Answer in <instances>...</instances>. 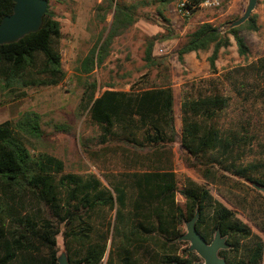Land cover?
Instances as JSON below:
<instances>
[{"label":"trees","instance_id":"trees-1","mask_svg":"<svg viewBox=\"0 0 264 264\" xmlns=\"http://www.w3.org/2000/svg\"><path fill=\"white\" fill-rule=\"evenodd\" d=\"M186 1L190 17L206 0ZM230 1L222 5L227 9ZM175 2L103 0L95 19L105 24L113 16L108 35L99 38L76 69L84 87L81 108L100 130L96 142L82 139L83 152L93 160L105 152L120 153L129 163L127 169L104 173V179L94 173H67L61 159L35 148V142L45 139L38 113L26 112L0 124V264H59L60 235L70 264H194L201 258L183 248L188 243L180 238L197 212V230L208 243L218 230L228 238L230 249L219 253L228 264H261L263 242L246 246L251 228L215 200L209 185L229 174L264 186L259 124L264 120V94L256 83L240 78L239 71L229 72L224 79L257 111L259 120L250 116L227 127L223 121L231 97L212 82L184 95L178 128L179 103L166 73L167 57L154 55L156 44L180 38L166 15ZM14 6L13 0H0V23ZM147 7L154 8L157 18L145 11ZM239 18L227 22L225 30L211 22L200 24L177 51L179 61L184 63L191 53L212 51L210 66L218 75L217 63L232 46V37L239 55L248 59L251 49L242 32H259L258 15L230 28ZM143 20L161 24L163 30L145 36L143 61L148 73L130 91L109 87L100 94L98 81L89 79L108 60L115 42ZM62 39V26L50 5L39 32L0 46V98L4 95L5 103L11 96L15 101L26 97L24 89L65 83ZM249 66L264 76V58ZM244 68L242 72L247 71ZM155 70L160 83L151 78ZM176 147L206 185L189 181L180 189L174 169ZM179 195L184 205L178 202Z\"/></svg>","mask_w":264,"mask_h":264},{"label":"rangeland","instance_id":"rangeland-1","mask_svg":"<svg viewBox=\"0 0 264 264\" xmlns=\"http://www.w3.org/2000/svg\"><path fill=\"white\" fill-rule=\"evenodd\" d=\"M182 1L177 0L166 9V15L179 32L180 38L158 43L154 49L156 57H167L169 70L166 73L170 77L179 103L178 128H181V103L184 95L191 91L194 93L196 90L193 89L197 86L206 89L212 82L218 83L224 93L231 97L230 106L225 112L223 121L227 127L250 116L259 120L257 111L245 104L224 78L229 72L239 71L240 78L250 79L256 83L259 92L264 94V76L249 69V65L264 58V0H258L254 11V14L258 15L259 32H242L251 49L249 58L245 59L239 55L238 46L232 37V46L222 52L217 63L218 75L212 73L210 66L209 57L212 51L188 54L184 58V63L179 61L177 51L186 41L187 35L202 22L214 23L221 30H225L224 25L233 17H242L245 14L249 0H232L227 9L222 5L224 0H220L219 7L202 8L190 17L180 12L179 5ZM102 2L103 0H51L50 5L62 26L61 52L63 67L68 78L65 83L57 87L24 89L27 96L20 100L15 101L11 96L9 102L5 103L7 98L4 95L1 96L0 124L16 121L26 112L38 113L41 116V127L45 133V139L43 142H35L37 151L47 152L61 159L66 165L67 173H94L104 179V173L123 171L128 168L129 163L120 153L105 152L97 157V160H93L83 152L82 139H92L96 142L100 130L81 108L84 87L76 78L79 61L91 52L102 35L104 38L107 37L113 22V16H109L105 24L95 19L96 7ZM145 11H152V16L157 18L154 8L147 7ZM106 28L108 30L105 31ZM161 31H163L161 24L143 20L130 33L115 42L108 60L89 79L90 82L98 81L100 94L109 87L130 91L134 84L143 79L149 71L144 68L143 61L145 36L155 35ZM243 68L247 71L242 72ZM151 78L153 81L155 79L156 83L161 82L157 70L151 74ZM259 124L264 138V120ZM175 155L174 169L180 189H184L189 181L199 185L207 184L199 172L188 167L181 159L178 147L175 148ZM209 190L216 201L233 210L237 218L251 228L253 235L245 242L246 246H254L258 241L264 244V194L262 192L256 190L253 184L229 174L216 184H210ZM178 202L184 205L185 200L182 195L178 196ZM184 231L187 232L186 226ZM189 247L190 243L183 246V248ZM59 248L60 255L66 252L62 235L59 237ZM261 264H264V257Z\"/></svg>","mask_w":264,"mask_h":264},{"label":"water","instance_id":"water-1","mask_svg":"<svg viewBox=\"0 0 264 264\" xmlns=\"http://www.w3.org/2000/svg\"><path fill=\"white\" fill-rule=\"evenodd\" d=\"M15 3L13 13L3 18L0 23V46L17 43L27 35L37 33L41 30L44 18L49 11L48 0H13ZM258 0H249L245 14L234 21L229 27L236 28L246 23L257 7ZM254 188L264 194V186L253 184ZM199 212L187 223V232L180 238V241L190 243L188 251L196 253L201 261L194 264H228L225 258L220 256L221 250L230 249L227 237H223L218 230L214 240L208 243L198 232L196 223L199 219ZM59 264H70L67 252L59 255ZM176 264H185L177 262Z\"/></svg>","mask_w":264,"mask_h":264},{"label":"built area","instance_id":"built-area-1","mask_svg":"<svg viewBox=\"0 0 264 264\" xmlns=\"http://www.w3.org/2000/svg\"><path fill=\"white\" fill-rule=\"evenodd\" d=\"M186 0H183L179 7H180V12L183 13V15L185 16H189L190 13L189 11L186 9ZM221 5L220 0H206L202 5L201 8H217ZM160 51H163V49H160Z\"/></svg>","mask_w":264,"mask_h":264},{"label":"crops","instance_id":"crops-1","mask_svg":"<svg viewBox=\"0 0 264 264\" xmlns=\"http://www.w3.org/2000/svg\"><path fill=\"white\" fill-rule=\"evenodd\" d=\"M202 9V8H201ZM241 18V17H240ZM206 22H208V21H206ZM202 23H205V22H202Z\"/></svg>","mask_w":264,"mask_h":264},{"label":"flooded vegetation","instance_id":"flooded-vegetation-1","mask_svg":"<svg viewBox=\"0 0 264 264\" xmlns=\"http://www.w3.org/2000/svg\"><path fill=\"white\" fill-rule=\"evenodd\" d=\"M187 225V224H186Z\"/></svg>","mask_w":264,"mask_h":264}]
</instances>
